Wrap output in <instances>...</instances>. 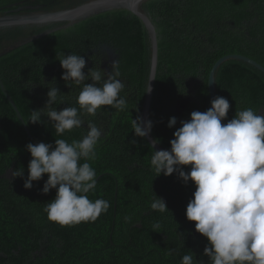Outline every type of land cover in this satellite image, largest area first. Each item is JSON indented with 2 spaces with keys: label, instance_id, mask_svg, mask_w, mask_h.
<instances>
[{
  "label": "trees",
  "instance_id": "trees-1",
  "mask_svg": "<svg viewBox=\"0 0 264 264\" xmlns=\"http://www.w3.org/2000/svg\"><path fill=\"white\" fill-rule=\"evenodd\" d=\"M18 1L0 0V14L15 8ZM67 1L26 3H43L45 9L57 10L87 0L66 5ZM141 7L153 20L158 36L150 134L170 150L180 121L189 120L193 111L211 107L209 78L220 58L243 54L264 66V0H146ZM55 25L0 29V79L37 142L54 145L56 139L82 140L88 121L102 129L96 158L81 163H90L97 174L89 199L107 200L110 207L95 222L62 226L48 219L44 209L55 199L56 190L42 192L47 174L33 181L31 189L24 187L32 158L26 146L36 143L0 85V264H181L190 251L194 264H209L204 255L209 241L186 217L196 190L194 182L185 184L176 173L156 177L150 163L152 145L132 128V120L141 117L150 72L151 41L142 19L126 9L109 10L3 53L9 45ZM102 44L118 55L125 84L120 97L126 99V107L105 106L101 116L100 109L92 116L77 103L83 83L92 81L73 83L68 89L57 55L84 57ZM89 69L85 66V74ZM53 86L61 93L52 107L57 111L77 107L86 121L82 127L57 135L47 116L31 122L32 111L43 109L48 100L43 94ZM215 88L217 97L228 99L231 105L223 123L249 107L264 114V72L255 65L234 58L224 61L215 71ZM187 98L178 112L171 109L177 100L182 104ZM171 117L177 118L173 128L168 127ZM16 169H23L24 176L13 177ZM184 170L190 171V166ZM156 195L168 210L151 208ZM156 224L159 227L154 231Z\"/></svg>",
  "mask_w": 264,
  "mask_h": 264
},
{
  "label": "clouds",
  "instance_id": "clouds-1",
  "mask_svg": "<svg viewBox=\"0 0 264 264\" xmlns=\"http://www.w3.org/2000/svg\"><path fill=\"white\" fill-rule=\"evenodd\" d=\"M57 59L65 70L62 79L69 87L92 81L83 83L77 97L84 113L95 116L102 106L117 110L126 107V99L120 97L125 84L119 79V61L111 65V72L94 67L85 74L83 56L58 53ZM60 93L55 86L49 88L45 108L32 111L31 119L38 123L42 114L49 117L57 135L85 123L77 107L60 111L52 107ZM230 107L228 99L218 96L207 111H193L189 120L180 121L182 126L174 132L170 150H155L159 141H153L150 163L156 177L176 173L185 184L194 182L196 190L187 205L186 217L209 241L204 249L209 264H264V114L249 107L236 111L235 118L223 123ZM176 125L177 118L171 117L168 127ZM152 127V121L145 122L142 117L132 120L138 137H147ZM87 129L79 141L56 139L54 145L39 142L26 146L32 158L24 187L31 189L33 181L48 175L42 192L55 189L56 197L44 211L50 221L62 226L95 222L110 207L107 200L93 201L87 195L96 188L97 174L90 163L81 160L96 158L95 149L103 134L92 121L87 122ZM186 166L190 171L184 170ZM12 176L23 177V169L13 170ZM151 208L168 210L157 195ZM158 227L153 225V230ZM181 264H194L191 251L182 257Z\"/></svg>",
  "mask_w": 264,
  "mask_h": 264
},
{
  "label": "water",
  "instance_id": "water-1",
  "mask_svg": "<svg viewBox=\"0 0 264 264\" xmlns=\"http://www.w3.org/2000/svg\"><path fill=\"white\" fill-rule=\"evenodd\" d=\"M146 0H87L78 4L73 7L57 9V10H40L42 5H29V6H18L17 8H12L6 10L4 13L0 14V29L15 27V26H28V25H47V24H58L54 27H50L37 33L35 35H31L30 37L21 39L16 43L9 45V47L5 48V51H8L14 47L23 45L25 43L31 42L43 35L59 30L65 29L72 24L86 19L90 16L96 15L98 13L106 12L109 10L115 9H126L131 11L132 13L139 16L143 23L145 24L148 33L150 35L151 41V61H150V72L148 77V83L145 93V99L142 107L141 117L145 122L149 121L150 115V107L153 97L154 85H155V78L157 73V65H158V36L156 26L153 23V20L149 16L147 12L142 10V3ZM23 9H31L33 11H29L27 13H20ZM239 59L245 62H248L252 65H255L260 70L264 72V66L259 63L258 61L254 60L251 57H248L243 54H229L220 58L214 65L210 78H209V91H210V99L211 101L217 97L216 95V88H215V71L219 68V66L228 59ZM0 85L2 90L4 91L5 95L9 99L10 103L16 110V113L20 120L24 123L25 129L27 130L28 134L31 136L33 141L37 144V142L33 137L32 134L26 125L24 118L18 109L15 101L11 97V95L7 92L5 85L0 79ZM148 88L150 91H147ZM186 102V101H185ZM187 104V103H186ZM185 104V105H186ZM184 105V106H185ZM149 143L152 145L153 141H156L151 134L146 137ZM155 150H168L159 143L155 145ZM117 192L115 193V195ZM116 207V201H115Z\"/></svg>",
  "mask_w": 264,
  "mask_h": 264
},
{
  "label": "flooded vegetation",
  "instance_id": "flooded-vegetation-1",
  "mask_svg": "<svg viewBox=\"0 0 264 264\" xmlns=\"http://www.w3.org/2000/svg\"><path fill=\"white\" fill-rule=\"evenodd\" d=\"M29 0H21L18 1L16 4H18L17 6H15V8H17L18 6H29V5H42V7L40 8V10H47L45 9V6L43 3H37V4H33V3H26ZM72 1L75 0H68L65 4L67 5L68 3H71ZM69 8V7H67ZM29 11H33L31 9H23L22 11H20V13H27ZM56 26V25H55ZM27 27V26H25ZM54 27V26H53ZM68 28V27H67ZM66 29V28H65ZM117 53L116 51L106 45V44H102L98 47L93 48L92 50L86 52V56H84L86 58V66L88 68H94L96 67L97 69H99L100 67L103 70H106L108 72L112 71L111 65L115 62L118 61L117 58ZM54 71L50 72L49 74L51 75V77L54 76ZM48 80H50V76L49 78H47ZM119 79H121V77H119ZM57 85V84H56ZM66 87L69 89V86L66 84ZM43 96H45L46 98H48L47 95L43 94ZM189 100V98H187L185 101ZM183 102L182 104L177 100L176 101V106H173L171 109H173L174 111L178 112V108L180 107V105L184 106L186 104V102ZM46 105H43V109L45 108ZM103 111H105V106H102L101 109L99 110L100 112V116L103 114ZM86 123V121H85ZM101 123V122H100ZM108 123H112V122H108Z\"/></svg>",
  "mask_w": 264,
  "mask_h": 264
}]
</instances>
